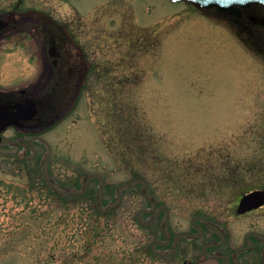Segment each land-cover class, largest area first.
<instances>
[{
	"label": "rangeland",
	"instance_id": "1",
	"mask_svg": "<svg viewBox=\"0 0 264 264\" xmlns=\"http://www.w3.org/2000/svg\"><path fill=\"white\" fill-rule=\"evenodd\" d=\"M13 12L21 24L0 37V92L27 89L37 98L46 88L38 39L53 36L60 53L66 47L83 60L67 66L61 54L49 82L58 84L53 106H70L57 121L26 119L0 131V139L24 145L36 139L26 169L19 167L23 146L0 147V264H226L211 257H235L244 243L251 249V231L255 250L238 264H260L253 254L264 255V207L246 216L235 208L245 192L264 189V28L165 0H0V18ZM80 65H87L86 79ZM106 91L152 140L128 160L158 206L152 212L144 188L130 187L91 232L85 218L95 197L60 204L39 169L48 154L46 172L63 191L98 175L103 209L114 204L132 166L109 145ZM92 179L98 195L101 182ZM193 223L206 231L179 240Z\"/></svg>",
	"mask_w": 264,
	"mask_h": 264
},
{
	"label": "water",
	"instance_id": "2",
	"mask_svg": "<svg viewBox=\"0 0 264 264\" xmlns=\"http://www.w3.org/2000/svg\"><path fill=\"white\" fill-rule=\"evenodd\" d=\"M168 1H171V2H181V1H188V2H192L195 4V6H198V7H201V8H217V10L221 11V12H226L234 17H236V19H239V15L240 13L242 12L243 9H247L249 8L250 6L252 5H262L264 6V0H168ZM13 23V22H12ZM11 23V18L10 17H6V16H3L0 18V37L6 33V31L8 30L9 27H13V24ZM264 23V20H261L260 21V24H263ZM12 25V26H11ZM48 49H47V53L49 55V57H52L54 58V64L56 65V57H57V51H56V47H55V41L54 39L52 38V40L50 41V45H48ZM53 80V79H52ZM50 80V81H52ZM50 81L47 80L46 82V85L45 87L46 88H43L42 91H40V95L37 96V98H34L35 96L33 95V90H27V92L31 93V97H28L29 101H26L25 105L23 104H19L16 106V108H18V110L22 111V112H26L27 114L24 115L21 117V121L24 125V120L26 119H29L31 122H29L30 124H35V123H41V120L40 118L42 116H44L46 113H50V112H53L54 114L52 115V117L50 118V124L51 122H55L58 120V118H60L62 115L65 114V112L69 109L70 106H68V102L64 105V106H60V104L57 106V108H55L56 106H53V99L55 97H57V93H58V84L57 82H54V83H49ZM56 84V85H55ZM48 85L50 88H48ZM31 89V88H30ZM25 90V91H26ZM24 91V90H22ZM22 91H19L17 93L13 92V93H8V94H5L1 100L2 101H6V100H10V99H13V98H17V97H20V99H24L26 100L25 98H23L22 94H20V92ZM47 93V94H46ZM28 102V103H27ZM6 109L5 108H1L0 109V114L5 112L3 111ZM22 123L20 125H22ZM10 124H15L13 120L10 121V119L8 121L5 120L4 123L0 124V131L1 129H4L5 127H7L8 125ZM9 142L12 144V145H21L23 147H26V145L22 144L21 142L19 141H15V140H0V146L3 145V144H9ZM42 142V140H41ZM44 143V142H43ZM30 146L32 147V140L30 141ZM49 149H48V153H49ZM26 154V153H25ZM47 157H48V154L47 156L44 157V159L41 161V166H40V170H41V174H42V179H44V181L46 182V184L52 188L51 190H53L55 193H57L58 195L60 196H69V197H77V196H83V194L86 192L87 188L89 187V181L92 179V178H97L100 180L101 182V186L99 188V192H98V195H97V206H98V209L99 211L102 213V212H107V211H110L116 207H118V205L120 204L121 202V199H122V192L126 189H128L129 187L136 185V184H140L142 188H144V197L145 199L147 200V202H149L152 206V212L155 211L156 209V204L155 202L151 201L149 198H148V190H147V186L144 182V180L140 179V178H135V179H132V180H129L128 182H125L124 184H121L119 187H118V190H117V197H116V201L114 202V204H111L109 206H107V208L103 209V195H104V183H103V180L96 176V175H89L86 180H85V183H84V186H82L81 189L79 190H75V191H71V190H66V191H63L62 189H60V187L52 180V178L49 177L48 173L46 172V163H47ZM264 205V191L262 190H258V191H254V192H251V193H248L246 194L245 196H243L239 202V205H238V208L236 209L237 210V213L239 214H242V213H245L247 211H250V210H253V209H257L259 208L260 206ZM162 208H159V211L161 210ZM163 211L166 212V209L163 208ZM147 212H150V211H142L141 213H147ZM204 226L205 227H210L214 230H217L214 226H212L211 224L207 223L206 222H203ZM166 226V224H165ZM199 230H201V227L199 226L198 227ZM164 231V229H163ZM202 232H199V235H191V234H179L177 235L176 237L179 239L181 237H191V236H194L195 238H198L200 237ZM176 237H174L173 239V247H175V244L176 243ZM156 245H161V243L159 242H156L154 243L153 246H156ZM218 245V244H217ZM211 245L209 244H206L203 246V249L207 248V247H210ZM243 250V249H242ZM241 250L237 251L236 252V256H238L239 252ZM211 258H214V259H221L222 260H227L224 256H213Z\"/></svg>",
	"mask_w": 264,
	"mask_h": 264
},
{
	"label": "trees",
	"instance_id": "3",
	"mask_svg": "<svg viewBox=\"0 0 264 264\" xmlns=\"http://www.w3.org/2000/svg\"><path fill=\"white\" fill-rule=\"evenodd\" d=\"M108 92L109 91L105 92L106 101L104 103L105 104L104 114H105V120L108 121L107 123L109 124L108 125V127H109L108 132H109V134L112 135L111 137L108 138L109 145L112 144L115 146L114 151H117V153L119 154L118 156H120L121 159L126 161L124 163V165L127 169L130 168V166H132L130 176L131 177H138V175H137L138 173L135 171V168L133 167V165H131V161L128 159L130 158L132 151H137L138 149H140L139 143H141V141H142V143L144 142V146H146V144H147V146H149L152 144V140L146 138L143 131H141V133H140L139 129L136 128V126L134 127V123L132 122V118L130 117L131 115L129 116V114H127V110H129V108H128V106H126V103H124V101L122 99H119L117 102L114 101L115 100L114 98L111 99V97H108ZM119 92H123V91H119ZM119 92L117 91V92H115V94L118 95ZM109 93H110L109 95H114V93H111V92H109ZM25 162H26L25 159L19 160V167L21 169H22V167H25L24 166ZM24 169H26V167ZM43 183H44V181H43ZM44 185H45V183H44ZM78 186L79 185L77 184L75 187H78ZM134 187L139 188V185H135ZM44 189H46V191L50 197L54 196L55 199L58 200V202L60 204L70 202V203H75V205L76 204L81 205V203H83L84 199H86L87 197H90V196H91V198L92 197L94 198L96 195L95 192L93 193L91 191L90 187L83 194V196L70 197V198H62L61 196L54 194L46 185L44 186ZM33 190H34V188L30 189L29 191L31 193H33ZM126 192L127 191H125L123 193V195ZM95 206L90 209L91 213H89L87 215V217L85 218L86 219V225H87V227H89V230H91V232L93 230L97 231V229H98L97 220L103 219L104 217L111 215L121 205L118 206V208L110 210L104 214H100ZM92 225L94 226V229L91 228ZM141 228H143V227H141ZM144 229L156 230L157 226L155 224H153L152 226H150L148 228H146V226H145Z\"/></svg>",
	"mask_w": 264,
	"mask_h": 264
},
{
	"label": "flooded vegetation",
	"instance_id": "4",
	"mask_svg": "<svg viewBox=\"0 0 264 264\" xmlns=\"http://www.w3.org/2000/svg\"><path fill=\"white\" fill-rule=\"evenodd\" d=\"M202 11L205 13L206 10H202ZM7 16L11 18V23L13 22L12 23L13 26L21 24L19 22V20H17V17H16L17 15L14 14V12L13 13H9ZM240 16H241L240 19H233V21L238 23V24H247V25H249V28L250 27L256 28V29L264 28V23L260 24V21L264 20V6L258 5V4L257 5L256 4L252 5V6H250L247 9H243ZM29 22H32V21L29 20V19L25 20V25L28 24ZM239 27H244V26L242 25V26H239ZM15 30L16 29L14 27H9L6 32H11V31H15ZM35 30H36V33L39 35V31L37 29H35ZM28 31L29 30H27V33H28ZM42 48H43L42 54L44 55V61L43 62H45L44 65H46L44 71L47 72V80L48 81L54 79L53 77L55 76L56 69L59 67V60H60L61 54H62V58L65 60V64H67V66H73V67L76 66L74 63L71 62L72 58H77L79 60H83V59H81L82 56H80V55L75 56L76 54H73V52H71V50L66 48V47H65L66 50L63 53H60L57 50V47H56L57 57H56V65H55L54 64V58L49 57V55L47 53L46 46L43 45ZM82 67L80 65L79 72H80V75L81 74H85L84 78L86 79L87 72H88L87 65L86 66H82ZM85 79H84V82H85ZM20 94H22L23 98H25L26 100L20 99V97H17V98H13V99H10V100L2 101L1 100L2 96L0 94V109L1 108H5L6 109V111L3 110L5 112L0 114V124L4 123L5 120L8 121L9 119H10V121L11 120L14 121V123H15L14 125H20L22 123L21 117L24 115V113H25V115L27 113L18 110V108H16V106L19 105V104L25 105L26 101L30 102L28 100L29 99L28 97H31L32 95H31V93L27 92V90L26 91L24 90V91L20 92ZM22 125H23V123H22ZM29 153H30V150L28 151L27 155ZM260 209L261 208H259L258 210H255V211H259ZM255 211H251V212L244 213V214L237 215V216L250 215V214H252ZM235 213H236V210H235ZM204 231H206V230L205 229L202 230V232H204ZM189 232H196V231L195 230H189ZM252 232H256V231H251V233H248L247 234V238L251 241V243H250V244H252L251 245V249L255 250V246L256 245L254 244V241L251 240L252 239L251 237H253V235H254V233H252ZM253 238H255V237H253ZM230 240H231L230 238L229 239L226 238L225 243L227 241L231 242ZM244 245H245V243L242 246H244ZM242 246H239L236 249H239ZM251 249H249V250H251ZM253 256L257 257L256 258L257 260L253 257V259L256 261L255 263H258V259H259V263L260 264H264V260L262 259L263 257H261L260 252L255 251ZM226 258H227V261H228L227 263L225 262L226 264H235L234 260H233V258H234L233 254H229L228 256H226ZM239 259H242V255L241 254L239 255ZM217 262L220 263V261H218V260H217Z\"/></svg>",
	"mask_w": 264,
	"mask_h": 264
}]
</instances>
